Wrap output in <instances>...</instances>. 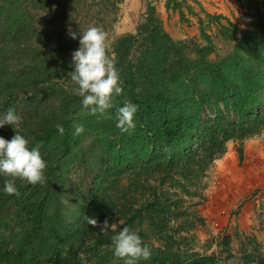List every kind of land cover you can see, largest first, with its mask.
<instances>
[{
	"label": "trees",
	"instance_id": "1",
	"mask_svg": "<svg viewBox=\"0 0 264 264\" xmlns=\"http://www.w3.org/2000/svg\"><path fill=\"white\" fill-rule=\"evenodd\" d=\"M124 1L0 0V117L15 109L19 133L47 165L44 184L16 182L18 196L3 191L0 175V264H123L113 255L115 233L87 216L136 231L151 250L138 264H230L185 250L184 230L174 226L184 198L164 187L194 193L229 141L264 131V0L247 30L219 17L233 49L216 60L210 44L194 40L192 50L175 40L152 5L135 32L108 42L124 89L117 106H139L130 133L116 127L115 109L110 119L78 116L82 98L68 75L81 32L95 26L109 36ZM174 1L181 6L168 0L167 8ZM14 135V126L0 127L5 139ZM238 152L242 159L241 145ZM253 263L245 254L234 264Z\"/></svg>",
	"mask_w": 264,
	"mask_h": 264
},
{
	"label": "rangeland",
	"instance_id": "2",
	"mask_svg": "<svg viewBox=\"0 0 264 264\" xmlns=\"http://www.w3.org/2000/svg\"><path fill=\"white\" fill-rule=\"evenodd\" d=\"M167 8L168 0H125L118 22L108 36L115 37L136 31L150 5L156 8L166 30L177 41L187 42L194 49L196 41L212 45L211 57L216 60L233 49V44L221 37V24L229 25L224 16L243 30L251 28L250 17L257 10L256 0H246L238 12L228 17L211 12L201 0H177ZM177 5V6H176ZM195 40V41H194ZM243 147L240 159L238 148ZM75 182L81 180L73 172ZM192 194L180 186L167 184L164 190L184 198L185 214L174 223L175 230H184L185 250L202 255H215L221 262H241L245 254H252L253 264L264 260V131L240 142L231 140L226 151L217 158ZM74 191V190H73ZM178 194V193H177ZM74 208V206H72ZM227 243L228 245H225Z\"/></svg>",
	"mask_w": 264,
	"mask_h": 264
},
{
	"label": "clouds",
	"instance_id": "3",
	"mask_svg": "<svg viewBox=\"0 0 264 264\" xmlns=\"http://www.w3.org/2000/svg\"><path fill=\"white\" fill-rule=\"evenodd\" d=\"M69 35L75 39L77 33L69 29ZM74 70L69 72L71 80L78 85L71 91L82 98L81 113L77 115H94L98 118L110 119V110L115 109L116 127L121 133H130L136 128L135 117L138 105L125 100L123 106H117L116 98L123 94L122 80L116 62L109 55L108 35L98 27H89L80 35V47L72 54ZM22 117L14 108H9L0 117V127L12 125L16 135L11 140L0 136V175L6 177L3 191L7 195H19L16 182L25 181L32 185L44 184L46 162L42 158L39 146L28 147L29 140L18 131ZM58 132L63 135L65 128L61 124L55 125ZM74 134L84 132L82 124L74 123ZM86 221L93 227L111 236L113 242V255L123 264H138L141 259L151 257L149 246L143 243L142 238L129 227L124 226L117 231V224L109 223L106 219L98 224L97 219L87 216Z\"/></svg>",
	"mask_w": 264,
	"mask_h": 264
},
{
	"label": "crops",
	"instance_id": "4",
	"mask_svg": "<svg viewBox=\"0 0 264 264\" xmlns=\"http://www.w3.org/2000/svg\"><path fill=\"white\" fill-rule=\"evenodd\" d=\"M201 2H203L211 12H217L231 17V13L233 11L238 12V8H242L246 0H201ZM130 32L133 31L131 30Z\"/></svg>",
	"mask_w": 264,
	"mask_h": 264
}]
</instances>
